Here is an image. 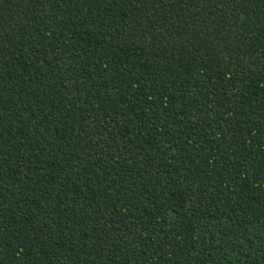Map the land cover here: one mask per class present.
<instances>
[{
  "label": "trees",
  "instance_id": "trees-1",
  "mask_svg": "<svg viewBox=\"0 0 264 264\" xmlns=\"http://www.w3.org/2000/svg\"><path fill=\"white\" fill-rule=\"evenodd\" d=\"M0 264H264V0H0Z\"/></svg>",
  "mask_w": 264,
  "mask_h": 264
}]
</instances>
